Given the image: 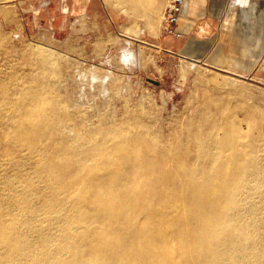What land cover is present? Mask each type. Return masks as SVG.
Listing matches in <instances>:
<instances>
[{"label": "bare ground", "instance_id": "1", "mask_svg": "<svg viewBox=\"0 0 264 264\" xmlns=\"http://www.w3.org/2000/svg\"><path fill=\"white\" fill-rule=\"evenodd\" d=\"M113 2L136 20L163 4ZM37 54L52 78L53 55ZM13 78L15 92L0 82V140L12 148L0 153V264H264V134L252 112L243 129L207 103L187 128L191 148L162 143L136 115L76 131L52 81Z\"/></svg>", "mask_w": 264, "mask_h": 264}, {"label": "rangeland", "instance_id": "2", "mask_svg": "<svg viewBox=\"0 0 264 264\" xmlns=\"http://www.w3.org/2000/svg\"><path fill=\"white\" fill-rule=\"evenodd\" d=\"M114 3L0 2V82L15 92L14 73L33 86L52 81L70 107L76 131L128 124L136 115L162 143L188 142L192 148L187 128L207 103L223 102L220 108L243 129L252 112L264 134V0H236L223 10L209 5L191 34L180 39L164 31L170 0H163L158 14L139 20ZM244 3L254 6L245 11ZM191 37L205 47L196 58L182 52ZM42 49L56 62L51 80L38 67ZM3 130L0 125V134ZM5 149L12 150L0 140V153ZM33 162L28 156L25 167Z\"/></svg>", "mask_w": 264, "mask_h": 264}, {"label": "crops", "instance_id": "3", "mask_svg": "<svg viewBox=\"0 0 264 264\" xmlns=\"http://www.w3.org/2000/svg\"><path fill=\"white\" fill-rule=\"evenodd\" d=\"M235 3L236 0H186L185 7L183 8L179 18L178 29L184 35L191 34L197 22L206 16L209 5V7H211V5H215L213 7H217L219 5L223 10V8H229ZM157 48L159 49V47ZM202 48L205 47H202L199 43H194L193 37H191L190 40L188 39V42L182 49V52L190 58H196L203 52Z\"/></svg>", "mask_w": 264, "mask_h": 264}, {"label": "built area", "instance_id": "4", "mask_svg": "<svg viewBox=\"0 0 264 264\" xmlns=\"http://www.w3.org/2000/svg\"><path fill=\"white\" fill-rule=\"evenodd\" d=\"M186 0H170L165 11V34L177 39L183 37V33L179 31V18L185 7Z\"/></svg>", "mask_w": 264, "mask_h": 264}, {"label": "water", "instance_id": "5", "mask_svg": "<svg viewBox=\"0 0 264 264\" xmlns=\"http://www.w3.org/2000/svg\"><path fill=\"white\" fill-rule=\"evenodd\" d=\"M149 82L156 85V86H159L160 85V82L158 81H155V80H152V79H149Z\"/></svg>", "mask_w": 264, "mask_h": 264}]
</instances>
